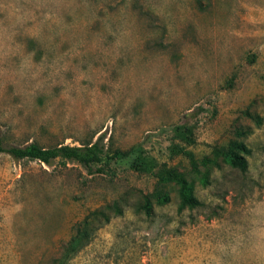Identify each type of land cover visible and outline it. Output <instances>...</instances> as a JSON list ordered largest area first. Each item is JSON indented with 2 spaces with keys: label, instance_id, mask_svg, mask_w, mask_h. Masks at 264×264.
Wrapping results in <instances>:
<instances>
[{
  "label": "rangeland",
  "instance_id": "rangeland-1",
  "mask_svg": "<svg viewBox=\"0 0 264 264\" xmlns=\"http://www.w3.org/2000/svg\"><path fill=\"white\" fill-rule=\"evenodd\" d=\"M0 132L135 148L93 174L0 153V264H264V0H0ZM232 140L246 172L209 161Z\"/></svg>",
  "mask_w": 264,
  "mask_h": 264
},
{
  "label": "trees",
  "instance_id": "trees-1",
  "mask_svg": "<svg viewBox=\"0 0 264 264\" xmlns=\"http://www.w3.org/2000/svg\"><path fill=\"white\" fill-rule=\"evenodd\" d=\"M245 115L255 121H261V118L253 115L249 110L245 111ZM174 133L175 137L181 141L189 144L195 143L194 131L190 126H177L174 130ZM247 134L248 130L237 131V136L239 138L245 137ZM134 151L135 148H131L128 151H122L119 149L113 151L109 146L107 147L104 133H102L95 142L92 141L81 146L60 144L54 147H43L35 142L26 146H9L5 143L0 132V153L9 154L19 161H38L47 166H53L57 161L65 164L76 163L84 168L89 174L96 172L104 173L113 159L128 158ZM250 154L251 150L243 141L232 140L225 150H218L215 152L214 155L216 158L209 161L219 165L217 162V157L220 155L223 156V161L225 163L240 170L241 172H246L249 168L247 157ZM171 177V179L176 181V183L180 186L181 210L186 208L194 209L202 205L201 202L192 195L184 177L176 173H172ZM156 196V201L160 205L166 204L170 201V198L165 195ZM152 197L153 195L147 196L145 204L142 208V210H144L149 216L153 214ZM114 207L117 208L118 215H121L122 212L119 206L115 204ZM108 208H111V206ZM103 217L107 222L110 220V217L105 213H103ZM72 242V245L76 243L78 250L84 246V244H81L82 240H75V242Z\"/></svg>",
  "mask_w": 264,
  "mask_h": 264
}]
</instances>
